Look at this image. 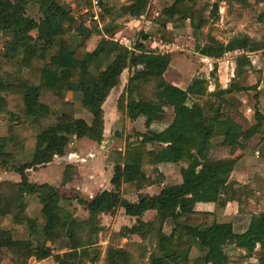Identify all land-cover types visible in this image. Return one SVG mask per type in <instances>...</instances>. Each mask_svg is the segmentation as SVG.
Listing matches in <instances>:
<instances>
[{
    "label": "trees",
    "instance_id": "16d2710c",
    "mask_svg": "<svg viewBox=\"0 0 264 264\" xmlns=\"http://www.w3.org/2000/svg\"><path fill=\"white\" fill-rule=\"evenodd\" d=\"M152 1L129 0L117 8L100 0L106 21L100 31L92 18V0H84L77 13L73 10L76 5L67 0H0V116L8 118L7 133L0 135V167L14 170L21 177L19 182H0V264H32V260L47 258L57 264H94L98 257L93 255L92 246L97 242L95 235L103 230L102 217L119 209L136 220L112 234L104 264H133L134 254L128 244L115 243L121 237L131 241L133 236L141 239L139 245L143 246L142 257L148 259L147 264H228L233 259L228 246L244 250L243 258L255 254L264 257V211L252 214L248 228L238 233L232 222L219 221L212 211L198 210L193 195L216 191L221 206L236 198L237 182L231 175L238 157H213L211 149L213 139L223 136L222 145L234 154L262 132L264 114L258 108L256 122L243 134L239 132L233 118L236 107L226 95L253 89L258 97L260 76L250 86L237 80L248 71L252 74L245 81H251L255 70L250 53L264 51V44L249 34L235 36L227 43L208 34L205 56L217 60L229 52H239L234 76L226 88L208 77L195 76L183 89L166 78L172 54L150 49L146 44L150 34L139 32L133 47L115 38L119 32L117 18H140ZM30 4L38 6V17L29 14ZM214 13L219 15L218 4ZM157 22L164 31L171 29L170 37L162 36L168 43L184 34L187 25L198 34L209 20L196 7V0H173L162 8ZM13 51L16 54L9 53ZM126 69L133 72L117 100V109L131 120L145 117L147 131H136L117 153L112 189L93 197L76 196L90 214V219L81 220L76 217L77 208L71 199L61 204L55 186L48 182L32 184L28 172L64 156L74 138L103 142V106ZM212 83L215 88L210 90ZM72 91L82 93L81 101L68 99ZM195 97L205 99L190 103ZM84 106L92 113L90 121L77 118ZM53 115L61 119L44 125L37 133L18 134V125H42L44 119ZM154 122L168 125L158 131L151 128ZM156 144H161V148ZM31 154L33 158L39 155L41 163L24 160ZM160 161H187V166L180 169L182 182L167 184L155 195L139 194L138 201L129 200L124 185L140 191L154 184L144 165ZM73 174L74 166L67 164L64 182L71 181ZM30 188L38 194L40 217L44 220L39 244L16 236L4 225L10 215L14 223L26 224L30 236L38 235V220L27 214ZM148 210L159 214L145 220ZM162 211L166 215H161ZM167 224L171 231L165 235ZM83 232L87 235L83 236ZM193 247L199 255L192 256Z\"/></svg>",
    "mask_w": 264,
    "mask_h": 264
},
{
    "label": "rangeland",
    "instance_id": "374dc122",
    "mask_svg": "<svg viewBox=\"0 0 264 264\" xmlns=\"http://www.w3.org/2000/svg\"><path fill=\"white\" fill-rule=\"evenodd\" d=\"M15 1V0H14ZM109 1L117 6L119 8L122 4H127L129 0H106ZM173 0H153L152 4L147 11L146 14L140 17L139 21L132 22L131 24H127L129 19H136V18H130V17H119L117 18V23L119 24V32L117 33L116 39H119L123 43H125L128 46L133 47L137 39L139 38V32L143 31L148 34H150V39L146 41L147 46L150 49H156L163 52H171L172 54V64L169 67V70L167 72V79L170 81H174L176 84L181 86H186L188 83L192 81V79L195 76H202V77H210V80L212 82H218L222 87H227L230 84V81L232 79V69L235 68L236 63L235 59L236 56L239 54V52H229L225 54L222 58L219 60L211 59L205 56V37L208 34H211L212 36L216 37L220 41L227 43L230 39H232L235 36L242 35V34H249L253 38L260 40L264 44V1L259 2L258 0H247L244 3L238 2L236 0H196V7L208 18L209 23L201 31L198 32V34H195L190 27V25H187L184 34L179 35L176 37V39L173 40V42H165L164 39H162V36H169L170 37V31L169 28L168 31H164L159 23L157 22V19L160 16L162 8L169 5ZM67 2L73 6L76 5L74 12H78L80 8H82L84 0H67ZM218 4L219 7V15L214 13L215 5ZM79 5V7L77 6ZM232 6V9H231ZM223 10L221 13L220 10ZM29 14L38 17L40 15V12L38 10L37 5L30 4L28 8ZM3 36L0 35V45H2ZM98 41V39H97ZM96 41V42H97ZM95 42V43H96ZM201 43V47L198 48L197 45ZM94 46V45H93ZM92 46V48H93ZM12 54H16V52H9ZM250 58L252 60L253 64V75L251 76V81H245V77L252 74L248 71L245 72L243 77H239L237 82H239L242 85L250 86L254 84L258 77H261V83L258 88L259 93L258 97L255 98V102L252 100V97L250 96L248 99L247 104H245V107L239 106L241 104V100L238 98L236 100H233L234 103L237 104L236 106V118L241 120L242 118L245 119V122L247 120V123L249 124V120H255V112L258 108L263 114H264V51H259L256 53H250ZM216 68V69H214ZM182 71V72H181ZM235 71V69H234ZM258 71H261V73H258ZM215 72V73H214ZM178 77H175V76ZM220 81V82H219ZM123 84V81L121 79V82L119 86L115 90H120V86ZM246 90H253V89H246ZM205 98H192L189 102L192 103L194 100H198L200 102H203ZM88 113V112H87ZM86 113V114H87ZM57 118L55 116H51L47 119L43 120L42 125H34L33 127H25L24 128V134L27 133H37L41 130V128L44 125L50 124L53 121H55ZM127 118L124 116L116 117L115 119H112L109 122V129L106 133V137L101 143H90L93 142L92 140H89L87 138H83L81 141L82 143H88V147L85 150H81L79 147L78 149L74 150V152H77V158L71 159V155H68L70 158L69 160L72 161V165L74 163L76 164H85L82 168V170L77 175V179L74 182V180H71V185H69V188L65 189L63 188V179L60 176V172L58 169L60 167L54 166L53 172L54 176L51 180V184H53L55 187H57L60 191L61 195H64L67 197L66 201L72 200V203L77 208V215L76 217L81 220L90 219L89 212L81 206L77 200L76 196L84 195L83 191L78 190L77 188L83 185V182L85 181L86 172H89V169H92V167L96 164H101L102 167H104L108 162L104 159H101L103 156H105V153L107 152L108 157L110 160L115 161V158L117 157V153L120 151L119 148L124 149L125 142L132 134L136 132L135 129H128V125L126 123ZM166 122H154L153 123V129L154 130H162L164 129V124ZM4 127V125H2ZM248 126L244 127L246 129ZM136 128V127H135ZM243 129V130H244ZM216 136L215 138H217ZM71 149L70 151H72ZM90 154H94V157L90 158L88 160L86 157H89ZM32 156V154H31ZM30 158V157H29ZM33 158V157H32ZM36 162V164H40V156L35 154L33 158ZM94 160V163L92 161ZM68 160V159H67ZM185 162V161H183ZM93 163V165H92ZM171 164H177V163H171ZM74 166V165H73ZM146 168H148V163L145 164ZM47 167V165H39L35 169H31L34 171H40L43 168ZM107 165L104 170H107ZM31 170L29 172H31ZM85 170V171H84ZM47 171V170H46ZM175 170L172 172L174 173ZM45 174V170L43 171ZM158 175H156L160 179V172H157ZM162 175V174H161ZM181 175V173H180ZM39 176V175H37ZM76 178V177H75ZM102 179H106V175L102 174ZM169 181V180H168ZM175 181V180H170ZM162 183H166L163 182ZM170 184V183H169ZM176 184V181L175 183ZM124 192L127 194L129 198H134L136 194L134 193L133 187L128 186L124 190ZM86 195V194H85ZM61 196V199L62 197ZM60 199V200H61ZM130 199V200H132ZM75 200V202H74ZM62 202H65V198L62 199ZM218 203V202H217ZM241 211L237 214L233 215V220L236 223L237 229H241L239 226H242L246 222V219H249L250 210L249 207H241ZM123 209H119L117 212L113 214H107L102 217V225L103 230L99 232L98 235H95L96 243L92 246V253L94 256L98 257V261L94 264H104V258L105 253L107 250V247L110 242V238L114 232H119L124 226H131L135 223V219L129 215H126ZM166 212L169 213V210L165 208ZM243 210V212H242ZM258 211L259 208H257ZM161 215H166L164 211L160 213ZM230 213H228L229 215ZM39 218L41 220H39ZM37 218L38 220V226H39V233H41V228L44 224V220L40 217ZM246 218V219H245ZM24 228H26V233H28L26 224H24ZM171 231V226L167 224L164 227V234L168 235ZM87 233L83 232V236H86ZM139 242H141V239L138 236H133L131 241L128 238H119L115 243L121 244V245H127V247L133 252L134 254V261L133 264H147V260L142 257L143 253V246L139 245ZM96 248V250H94ZM227 252L232 256V261L228 264H256V261H252L250 258H243L236 248L233 246L227 247ZM258 253V252H256ZM200 252L193 247L192 249V256L199 255ZM56 262L51 258V260L47 261L45 264H55ZM33 264V263H32ZM88 264H91L88 262Z\"/></svg>",
    "mask_w": 264,
    "mask_h": 264
},
{
    "label": "crops",
    "instance_id": "0c3cea01",
    "mask_svg": "<svg viewBox=\"0 0 264 264\" xmlns=\"http://www.w3.org/2000/svg\"><path fill=\"white\" fill-rule=\"evenodd\" d=\"M139 20H140V18L129 19L127 24H131L132 22L139 21ZM96 44H97V42L94 44L93 48L95 47ZM236 52H238V51H236ZM217 60H219V59H217ZM171 64H172V62H171ZM171 64H170V66H171ZM234 69L235 68L232 69V74H231L232 76L231 77L234 76ZM168 70H169V68L167 69V71L165 73L166 78H167ZM132 72H133V69L132 70L126 69L123 72V74L120 78V82H121V79L123 81V84L120 86V90H115L119 85L116 86L112 90V92L109 95V97L107 98L106 102L104 103L103 107H104V111H105V130H104V136L105 137H106V135H107L106 133L108 132V129L110 127L109 122L112 119L116 120V117H120L121 115L126 117L124 114H122V112L118 111L117 100H118L119 96L121 95V93L123 92L124 87L127 83V80L129 78V76L132 74ZM175 77H178V76L176 75ZM208 78H210V77H208ZM171 82L173 84H176L174 81H171ZM190 83H188L186 86H181L178 84H176V85H178L179 87H181L183 89H187ZM214 88H215V84L212 83L210 85V90H213ZM223 88H226V87L224 86ZM256 93H257V91H255V90L235 91L233 93L227 94L226 99L229 102H231L232 104H234L236 107L237 104L234 103L233 100H236L238 98L239 100H241L242 103L239 104L237 107H239L241 105H242V107H245V104H247L250 96L252 97V100L255 102ZM81 96H82V93L79 91H74V92L72 91V92L68 93V99L74 100L77 102L81 101ZM245 108H247V106ZM55 117L57 118L56 120L61 119V117L58 115H55ZM91 117H92V113L89 110V108L86 106L83 107L82 113L77 115V118L85 119L87 121H90ZM233 118L236 122V125H237L239 132L242 134L246 130H248L256 122L255 120L248 119L249 120L248 121L249 124H248L247 120L245 122L244 118H242L241 120L238 118V120H237L236 114L233 115ZM126 123L129 127L128 129H135L136 131H139V132L147 131V128L145 127V117H143V116L139 117L136 120H131V119L127 118ZM2 125H4V127ZM7 125H8L7 116H5V115L0 116V135H5L7 133ZM167 125H168V123H165L163 127L165 128ZM33 126L34 125H30V124L18 125L17 126V132L21 136L30 135L32 133L24 134L23 130L25 127H33ZM246 126H248V127L246 129H244V127H246ZM151 128L153 129V125L151 126ZM84 138H87V137H84ZM87 139H89V138H87ZM82 140H83V138H74L72 143L66 148V153L64 156L56 157L53 162L47 164V167L43 168L42 170L40 169V171L31 170V172H28L29 181L32 184H34V183L41 184L44 182H48L49 184H51V180L54 176V172L52 170L54 169L53 167L56 166V167H60V169H58V171L60 172V176L63 179V184H64L63 188H65V189L69 188V185H71V181L66 182V183L64 182V172H65L66 166H67V164L72 165V161L69 160L70 158L68 157V155H71V157H72L71 159H75V158H77V157H75V156H77V152H74V150L78 149V147L81 150H85L88 147L89 142L82 143L81 142ZM89 140H91V139H89ZM222 140H223V136H218L217 138L213 139V147L211 149V153H212L213 157H217V158L238 157V161H237L235 168H234L232 175H231V179L235 180L237 182V184L235 185V187L237 189L236 198L228 201V203L225 206H221L217 203L219 193L216 191L204 190V191L195 192L193 195H194V198L196 200V207L198 210L214 212L217 215V218L219 221L232 222L233 226H234V230L238 233H242L248 228L252 214L264 211V126H263V130L261 133H258L255 136H253L252 138H250L249 140H247L244 143L243 149L237 150L236 153H234V154H231L229 147L222 145ZM90 143H98V142L93 141ZM161 146H162L161 144H156V147H158V148H161ZM71 149H73V150L70 151ZM119 149L121 150L122 148H119ZM32 157L33 156H31V155H26L24 160L30 161L33 159ZM92 157H94V154H90V156L86 157V158L88 160H90V158H92ZM104 157H105V160L108 162V164H106L108 167L107 170L103 169L106 167V165L104 167H102L101 164L94 165L92 167V169H89V172H86V177L84 179L85 181L83 182V185L77 188L78 190L83 191V193H85L89 197H93L97 193H100L104 190L112 189L111 179L113 176L115 161H112L109 159L107 152L105 153V156H103L101 159H98V160H102V159H104ZM92 161L94 163L93 159H92ZM93 163H92V165H93ZM73 165H74V174L72 176V181L74 180V182H75L76 179L78 178L77 175L83 169L82 167L85 164L79 165V164L74 163ZM183 166L184 167L187 166V161H185V162L182 161L178 164H171L169 162L160 161L157 164H153V165L148 164V168H146V166L144 165V171L147 173L148 176H150L153 179L154 184H152V185H150V186H148V187H146L140 191H136L133 188L134 193L136 194V196L133 199L129 198L126 193H125V196L129 200L132 199L131 201H138L139 194L155 195V194H158L161 191V189L169 183L172 184V183H175V181H176V183H181L182 182V176L180 175V169ZM44 170H45V174H42V173H44L43 172ZM173 170H175L174 173L172 172ZM158 171L160 172V177H161L160 179H157L158 177L156 176V175H158L157 174ZM102 174L106 175V179H102ZM37 175H39V176H37ZM4 180L11 181V182H19L21 180V177L14 170L5 169L3 167H0V182L4 181ZM163 180L166 183H162ZM170 180H175V181L170 182ZM51 185H53V184H51ZM128 186H129L128 184H125L124 190L126 188H128ZM32 189L33 188H30L28 195H27V203H28L27 214L29 216L37 219V218H39V215L41 212V203L39 202L38 194L34 193L32 191ZM59 193H60V191H59ZM61 196H64V195H61ZM63 198H65V202H62ZM62 199H61L60 203L65 204L67 202L66 201L67 197L64 196V197H62ZM74 202H75V200H74ZM76 206H79V205H75V207ZM81 206H83V205H81ZM241 207H249L248 210H250L251 212L249 214V219L247 220L245 218L246 222L244 224H242V226H239L241 229H239V228L237 229L236 223L234 222L232 217H233V215H235L241 211V209H240ZM257 208H259L260 211H258ZM122 211H124V209ZM242 212H243V210H242ZM124 213H125V211H124ZM228 213H230V214L228 215ZM158 214H159V211H157V210H148L144 213L143 217L145 220H151ZM76 215H77V213H76ZM133 218L136 220V217H133ZM39 220H41V219L39 218ZM4 225L8 226L12 230H14L16 236L21 235L25 239L31 238L36 244H39L42 242L41 233H38V235L35 237L30 236L28 228H27L28 233H26V228H24V224L14 223L12 221V217L10 215H8L6 217V219L4 221ZM237 250L242 254L245 253V251L242 249H237ZM258 251H259V247L257 248V252ZM252 258H253V260H251V263H252V261H256L257 262L256 264H264V257H261L259 254H255ZM252 258H250V259H252ZM49 260H51V258H47V259L42 260V261L32 260L31 263H33V264H45ZM4 264H9V261L4 262ZM55 264H57V263H55Z\"/></svg>",
    "mask_w": 264,
    "mask_h": 264
},
{
    "label": "built area",
    "instance_id": "2783aa9c",
    "mask_svg": "<svg viewBox=\"0 0 264 264\" xmlns=\"http://www.w3.org/2000/svg\"><path fill=\"white\" fill-rule=\"evenodd\" d=\"M220 11L221 13L223 12L222 9ZM92 18L96 23L98 30L102 31L106 21L103 17V9L101 7L100 0H92Z\"/></svg>",
    "mask_w": 264,
    "mask_h": 264
},
{
    "label": "water",
    "instance_id": "95a60500",
    "mask_svg": "<svg viewBox=\"0 0 264 264\" xmlns=\"http://www.w3.org/2000/svg\"><path fill=\"white\" fill-rule=\"evenodd\" d=\"M231 9H232V6H231ZM94 250H96V248H94Z\"/></svg>",
    "mask_w": 264,
    "mask_h": 264
}]
</instances>
